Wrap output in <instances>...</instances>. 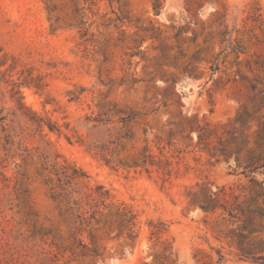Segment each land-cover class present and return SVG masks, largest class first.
Returning <instances> with one entry per match:
<instances>
[{
  "label": "rangeland",
  "instance_id": "374dc122",
  "mask_svg": "<svg viewBox=\"0 0 264 264\" xmlns=\"http://www.w3.org/2000/svg\"><path fill=\"white\" fill-rule=\"evenodd\" d=\"M154 2L0 0V264H253L200 205L239 195L246 158L264 154V0ZM19 102L60 134L36 131ZM113 109L135 118L106 165L87 145L109 134L85 123ZM145 147L160 168L118 164ZM55 155L85 172L75 191L102 185L136 228L104 219L92 240L76 234L45 183Z\"/></svg>",
  "mask_w": 264,
  "mask_h": 264
},
{
  "label": "trees",
  "instance_id": "16d2710c",
  "mask_svg": "<svg viewBox=\"0 0 264 264\" xmlns=\"http://www.w3.org/2000/svg\"><path fill=\"white\" fill-rule=\"evenodd\" d=\"M161 0H155L153 9L158 12L161 7ZM259 18L260 15L258 16ZM257 17V18H258ZM258 18V19H259ZM255 90V87L252 86ZM20 108L29 113L28 120L36 131L42 132L44 126L50 132L60 134L59 128L37 116L34 112L25 108L20 103ZM114 112L107 111L96 115L94 118L87 117L86 125L92 123L90 130L105 129L109 134V139L103 144H88V152L95 157L100 158L106 165L111 163L110 158L118 147L122 146V140L128 137L124 131L125 126L135 118L133 113H127L120 109ZM245 114V113H244ZM242 112H238L235 121L242 123L244 118ZM117 117V120H112ZM2 117L0 120H4ZM121 124L119 128H114V124ZM111 128L115 134L111 135ZM197 129L203 130L200 126ZM4 131V127L1 129ZM70 142V138L66 137ZM204 139L203 133L198 135V143ZM3 146L13 147L15 142L13 134L9 133L3 137ZM81 142V141H80ZM24 151V150H23ZM144 154L141 159L131 158L129 161H118V164L124 169H136L138 167L148 172L147 166L157 165L154 158L148 153V148L143 150ZM240 150L237 149L236 154ZM59 158L62 160L59 161ZM244 171L247 172V186L242 187L239 195L230 193V199L226 198L227 193L222 189V197L215 194L214 201H208L201 204V209L207 214H220L214 221L213 231L216 233V239L226 241L230 246L237 250V255L241 260L250 261L253 264H264V180L259 181L256 178L257 173H262L264 169V154L253 155L252 153L246 158ZM169 165L168 163H166ZM42 171L46 174L45 183L49 187L51 199L59 201L64 207V216L69 219L70 225L76 230L75 233L87 232L90 240L91 229L93 225L100 224L104 219H114L117 227L133 228L137 226V215L127 205L109 203V192L102 185L88 187L82 192L75 191L74 188L87 178L85 172L77 167L74 163L55 155L50 161L48 156L43 157ZM160 168V167H159ZM166 168V167H165ZM168 172V171H166ZM113 207L112 213H105L108 207ZM150 228H156L152 222L148 225ZM160 233V230L151 231V235ZM137 237V233L133 234ZM132 237V238H133ZM94 255H98L96 249L90 250Z\"/></svg>",
  "mask_w": 264,
  "mask_h": 264
}]
</instances>
